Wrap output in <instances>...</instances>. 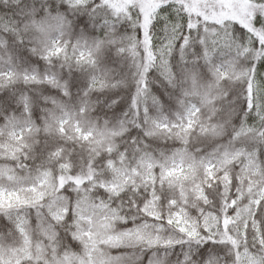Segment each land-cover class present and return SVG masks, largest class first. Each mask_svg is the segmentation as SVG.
<instances>
[{
	"label": "snow or ice",
	"instance_id": "1",
	"mask_svg": "<svg viewBox=\"0 0 264 264\" xmlns=\"http://www.w3.org/2000/svg\"><path fill=\"white\" fill-rule=\"evenodd\" d=\"M0 264H264V0H0Z\"/></svg>",
	"mask_w": 264,
	"mask_h": 264
}]
</instances>
